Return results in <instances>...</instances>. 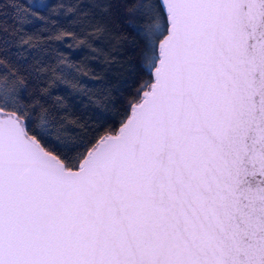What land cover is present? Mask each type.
Wrapping results in <instances>:
<instances>
[{
	"label": "snow or ice",
	"instance_id": "snow-or-ice-1",
	"mask_svg": "<svg viewBox=\"0 0 264 264\" xmlns=\"http://www.w3.org/2000/svg\"><path fill=\"white\" fill-rule=\"evenodd\" d=\"M58 7L117 50L139 37L149 78L90 127L62 68L9 58L0 16V264H264V0Z\"/></svg>",
	"mask_w": 264,
	"mask_h": 264
},
{
	"label": "trees",
	"instance_id": "trees-1",
	"mask_svg": "<svg viewBox=\"0 0 264 264\" xmlns=\"http://www.w3.org/2000/svg\"><path fill=\"white\" fill-rule=\"evenodd\" d=\"M90 2L39 0L38 7L37 0H0V16L7 12L18 31L10 42L9 58L18 62L21 71L37 75L41 65L58 67V72L62 68L67 82L57 84L54 91L69 105V115L95 127L97 114L104 112L111 118L107 126L117 128L122 117L118 115V109L109 105L107 94L126 102L131 98L135 81L149 77L138 74V65L144 62L139 37L125 31L123 35L127 40L117 50L110 38L101 36L96 39L87 34L85 29L94 22L92 17L85 16L89 9L85 8L76 16L67 8L58 7L63 3L83 8ZM45 3L52 7H44ZM4 5H8V9ZM12 6H15V11L11 10ZM26 8L29 11H25ZM37 10L38 16L30 14ZM40 16L43 19L38 18ZM68 32L74 36L65 35ZM61 60L63 64H60ZM73 84L78 87L74 88ZM97 99L103 101V106L95 103Z\"/></svg>",
	"mask_w": 264,
	"mask_h": 264
}]
</instances>
